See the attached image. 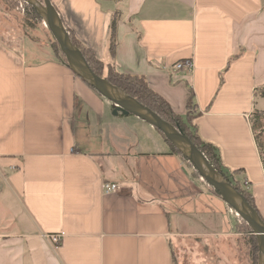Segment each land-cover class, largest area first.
Returning <instances> with one entry per match:
<instances>
[{
  "label": "crops",
  "instance_id": "crops-1",
  "mask_svg": "<svg viewBox=\"0 0 264 264\" xmlns=\"http://www.w3.org/2000/svg\"><path fill=\"white\" fill-rule=\"evenodd\" d=\"M51 1L105 63L118 14V72L145 77L180 116L192 91L199 135L219 148L228 170H244L264 214L252 131L254 113L263 112L255 106L264 89V0ZM3 27L0 190L17 219L10 231L0 227V264H223L204 257L211 238L231 239L243 252L228 206H206L221 198L201 191L157 129L114 116V105L59 62L50 43L46 53L25 44L30 34ZM187 59L192 71L174 68ZM105 184L120 189L105 194ZM53 234L63 235L58 250L45 238Z\"/></svg>",
  "mask_w": 264,
  "mask_h": 264
},
{
  "label": "water",
  "instance_id": "water-1",
  "mask_svg": "<svg viewBox=\"0 0 264 264\" xmlns=\"http://www.w3.org/2000/svg\"><path fill=\"white\" fill-rule=\"evenodd\" d=\"M22 1L32 6L41 16L65 56L70 70L114 105V116L119 114L134 116L162 132L176 150L192 164L201 179L212 187L223 202L250 226L258 245V264H264V220L258 210L252 207L246 197L210 164L203 153L181 130L94 73L82 52L73 45L61 16L51 0Z\"/></svg>",
  "mask_w": 264,
  "mask_h": 264
},
{
  "label": "trees",
  "instance_id": "trees-1",
  "mask_svg": "<svg viewBox=\"0 0 264 264\" xmlns=\"http://www.w3.org/2000/svg\"><path fill=\"white\" fill-rule=\"evenodd\" d=\"M18 1L20 0H14V2H12L11 4L6 5V8L8 10L10 9V11L15 9ZM39 1L43 2V0H39ZM3 2L5 4L6 1L3 0ZM21 2L24 3L26 7V16L23 18L24 26H29L28 24L30 22V19H33V20L38 19V20L43 21L41 16L32 6L26 4L22 0ZM0 14L3 17V19H5L6 21L8 22L11 21L10 12L7 13L6 9L1 10ZM118 16L119 15L116 14L113 17L111 25H110V35H109V40L107 43L108 61L106 63L98 60L96 56L94 55V53L89 48L84 46L80 41H78L75 35L73 34V32L66 26L64 22L63 23H64V26L67 32L69 33V36H70V39L73 45L76 46L82 52L89 66L91 67V69L94 71L96 75L106 79L113 86L121 89L127 95L137 100L139 103L151 109L158 116H160L163 120H165L172 126L181 130L195 144V146L203 153V155L208 159L210 164L220 174H222L225 177V179L229 183L232 184V186H234L240 193H242L246 197L249 204L255 209H257L258 212L260 213L254 197L246 189L247 182L244 181L243 183H241V181L239 182V180L236 179V176L243 174L244 170H234V171L228 170L222 160V155H221V152L219 151V148L215 146L214 144L202 139L201 136L199 135L198 126L195 123V119L198 115L196 114L197 106L194 103V95L192 91H190L191 95L187 101V113L185 116H180V115L175 114L170 104L163 97H161L159 94H157L155 91L151 89L145 77L135 76V75H126V74H121L118 72V70L116 69L114 65V57L116 55V49H117ZM26 34H29V33L27 32ZM50 44H51V49L53 51V54L57 58V60L63 63L64 65L68 66L66 58L61 52L60 47L58 43L55 41L54 37L52 38V40H50ZM256 94L264 98V89L262 88V89L256 90ZM261 119H264V112H258V111L255 112L253 116V121H252V128L254 126L253 125L254 122L259 123V121L261 122ZM158 132L161 134L165 142L170 146L171 151L174 154L178 155L182 160L190 163L186 158L182 156V154L178 150H176V148L171 144L169 140H167V138L162 134V132L160 131ZM261 160L264 166V160L262 157H261ZM239 230L241 231L240 233H243V234L247 232L248 235L245 234L241 238H239V242H241L244 245V247L248 249L252 264H257L259 250H258L256 237L253 235L252 229L250 228L249 225H247L243 221V225L242 227H240Z\"/></svg>",
  "mask_w": 264,
  "mask_h": 264
},
{
  "label": "rangeland",
  "instance_id": "rangeland-1",
  "mask_svg": "<svg viewBox=\"0 0 264 264\" xmlns=\"http://www.w3.org/2000/svg\"><path fill=\"white\" fill-rule=\"evenodd\" d=\"M5 1L7 3L5 2L4 4L3 0H0V12L3 9H6L7 13L10 12L11 21L7 22L5 19H1L2 22L0 20V28L4 26L3 27L4 30L10 31L11 27H13L17 29V33H21V34L23 32L24 33L28 32L30 35L23 37L25 44L29 43L30 45H32L33 48L35 46H38L40 50L42 49V51H45L46 53L49 52L50 49L47 45L50 43V40H52L53 37L50 31L48 30V28L45 26L44 22L38 19H34V20L30 19V22L28 24L29 26H24L23 18L26 16V12L23 13L22 9L20 8V4L22 3L21 0L17 2V6L15 7V9L11 11L10 9L8 10L6 8V5L11 4L12 2H14V0H5ZM1 17L2 16L0 14V18ZM14 33L15 32H13L12 34ZM30 38H32L31 41H30ZM36 50L38 51V49ZM41 54H43V52ZM255 108L257 110L264 112L263 98H260V97L258 98ZM253 125L254 126H253L252 131L254 134L255 142L257 143V146L259 147L258 149H259L260 157H262L264 160V119H261V122L259 121V123L254 122ZM183 162L188 167L187 169L199 180V181L197 180V185L201 189V191L206 190L207 192L217 194L212 187H210L206 182H204L198 176L192 164L184 160ZM236 179L239 180V182L241 181V183L244 182V178L242 177V175H237ZM0 182H1V179H0ZM207 201L208 203H206V206L208 208H211V210H214L215 208L217 209L219 207H225L224 203L222 202V199L220 200L219 198H216L213 201L211 200H207ZM216 202L219 205L216 204ZM228 210H229V221L233 223V227H236L238 238H241L245 234L248 235L247 232H245L244 234L240 233L241 231L239 229L240 227H242L243 221L236 215V213L232 209L228 207ZM14 211H15V205L13 203V200L8 194H5L0 190V227L3 226L4 228L3 231H6V229L8 228L10 231L11 226L16 222L15 220L17 218L14 215ZM0 230H2V228H0ZM205 243L209 245L210 248L212 249L210 253L204 256L205 258H211V259L215 258L216 259V257L218 258L222 257V259L224 260L223 264H234V263L235 264H252L249 251L246 247H244V245L241 242H239L238 244H240V246L242 245L241 247H242L243 252L242 251L236 252L235 251L236 247L234 246L233 241L227 238H221L219 240L216 239V241L213 238H211V239H207ZM190 254H191V258H197L196 257L197 253L196 254L190 253Z\"/></svg>",
  "mask_w": 264,
  "mask_h": 264
},
{
  "label": "built area",
  "instance_id": "built-area-1",
  "mask_svg": "<svg viewBox=\"0 0 264 264\" xmlns=\"http://www.w3.org/2000/svg\"><path fill=\"white\" fill-rule=\"evenodd\" d=\"M20 8L22 12H26L25 4L21 3ZM174 68L177 70L187 69L189 71L193 70V61L191 59H187L181 62H178L174 65ZM203 180V179H202ZM120 189L119 185L116 184H105L103 187L105 194L116 193ZM45 238L48 240L49 244L55 249L58 250L63 244V235L61 234H53V235H46Z\"/></svg>",
  "mask_w": 264,
  "mask_h": 264
}]
</instances>
